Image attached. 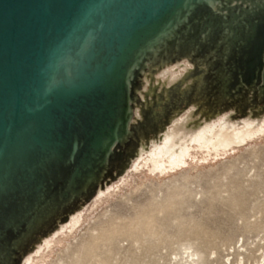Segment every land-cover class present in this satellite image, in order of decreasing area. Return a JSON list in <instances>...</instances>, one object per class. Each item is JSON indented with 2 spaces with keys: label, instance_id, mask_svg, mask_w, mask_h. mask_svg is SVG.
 Instances as JSON below:
<instances>
[{
  "label": "water",
  "instance_id": "1",
  "mask_svg": "<svg viewBox=\"0 0 264 264\" xmlns=\"http://www.w3.org/2000/svg\"><path fill=\"white\" fill-rule=\"evenodd\" d=\"M211 54L222 100L264 103V0H0V264L125 172L149 62Z\"/></svg>",
  "mask_w": 264,
  "mask_h": 264
},
{
  "label": "rangeland",
  "instance_id": "2",
  "mask_svg": "<svg viewBox=\"0 0 264 264\" xmlns=\"http://www.w3.org/2000/svg\"><path fill=\"white\" fill-rule=\"evenodd\" d=\"M194 69L188 58L174 61L158 74L155 86L172 88ZM151 88L144 86L143 102L154 99ZM249 91L252 101L262 104L259 90ZM243 96H216L228 104L190 134L180 124L197 109L181 105L178 117L157 136L150 134L148 147L128 164L123 159L113 165L126 169L122 175L21 264H264V117L251 118ZM135 119L144 120L140 107ZM232 140L242 145H229ZM133 145L134 135L125 147Z\"/></svg>",
  "mask_w": 264,
  "mask_h": 264
},
{
  "label": "bare ground",
  "instance_id": "3",
  "mask_svg": "<svg viewBox=\"0 0 264 264\" xmlns=\"http://www.w3.org/2000/svg\"><path fill=\"white\" fill-rule=\"evenodd\" d=\"M214 58L215 57L213 54L209 55L207 59L203 61L191 58V61L193 62L195 69L189 72L179 84L175 85L172 88L165 87L163 83H160V87L155 86L157 83L158 74L165 68L169 67L170 65L169 63L161 62L160 64H155L154 62L151 61L147 64L146 70L143 71L142 77L140 79L141 86L136 93L137 94L136 102L133 104L135 114L133 115L132 120L130 122V130L133 129L136 130L135 140L138 146L136 153H138L141 147L144 148L148 147L149 142L151 140L150 134H154V136H157V134L163 131L164 128L170 122H172L176 117L180 115L181 105L183 104L194 105L197 109L196 112L192 113L191 115H188V117L180 124V130L184 134H190L194 131H197V129L201 127V125L203 124L202 121L204 120L210 121L211 119L216 117L220 113L221 109L224 108L223 104L224 105L228 104V103H223L222 105L219 104L220 102L216 99V96L218 97L221 96L218 92L214 91L211 86L212 80L210 79L209 75H210V66ZM147 83L151 84L152 88L150 91L153 92L155 95H154V99L153 98L150 99V96H147L146 101L143 102L142 92L144 86ZM192 95H194L193 98L190 97ZM253 97H254V93L251 94L249 93L243 96V99L241 101L243 100L247 101L250 109L249 116L251 118L254 119L257 118L261 120L264 117V103L262 104L254 103L252 101ZM138 107L142 109L143 118H144V120L142 121H137L135 119L136 109ZM223 128L227 132V129L225 127ZM232 131L234 133L238 132L235 129H232ZM204 132H206V130L201 131L199 135L193 139V144L203 139ZM217 134L219 133L216 131L214 135L216 136ZM166 143L170 144L171 140L169 139ZM228 144L238 146V145H242V142L238 140H232ZM185 153H186L185 150L179 152V154H185ZM189 156L190 154L188 155V157ZM207 156L208 155L206 154V157ZM185 165H186V160L183 166ZM181 168L165 171L161 175L167 174L169 172H174ZM78 206L79 207L77 211L84 208L83 205L79 204ZM72 220H74L75 222L74 226H76V224H78V221L74 218ZM57 229H61L60 220L56 223L55 226H53L52 229H47L46 233H44L41 236H38L32 243H30L27 252L23 254L22 258H25L27 255L31 254L36 249H38L39 245L43 243L44 239ZM72 229H70V232L72 231ZM50 247L51 246H49L47 249L49 250Z\"/></svg>",
  "mask_w": 264,
  "mask_h": 264
},
{
  "label": "flooded vegetation",
  "instance_id": "4",
  "mask_svg": "<svg viewBox=\"0 0 264 264\" xmlns=\"http://www.w3.org/2000/svg\"><path fill=\"white\" fill-rule=\"evenodd\" d=\"M263 128H264V126H263L261 129H263ZM245 129H248V128L246 127ZM261 129H260V130H261ZM260 130H259V131H260ZM259 131H257V132H259ZM238 136H239V134H238Z\"/></svg>",
  "mask_w": 264,
  "mask_h": 264
}]
</instances>
